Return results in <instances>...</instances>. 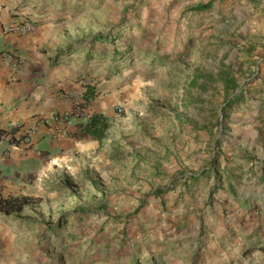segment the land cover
Here are the masks:
<instances>
[{"label": "rangeland", "instance_id": "374dc122", "mask_svg": "<svg viewBox=\"0 0 264 264\" xmlns=\"http://www.w3.org/2000/svg\"><path fill=\"white\" fill-rule=\"evenodd\" d=\"M26 5L47 29L51 58L77 48L62 62L71 83L62 96L72 98L74 118L84 124L102 114L110 124L101 144L81 140L87 148L29 186L39 200L21 217L35 221L44 238L59 226V264L65 251L76 264L89 257L126 264L132 253L144 264L158 252L165 257L159 264H218L222 250L221 264H230L225 257L239 250L231 236L224 238L236 234L234 220L242 225L244 217L264 238V147L254 142L264 103L257 80L264 0ZM104 213L121 222L100 228ZM66 233L79 241L61 240Z\"/></svg>", "mask_w": 264, "mask_h": 264}, {"label": "crops", "instance_id": "0c3cea01", "mask_svg": "<svg viewBox=\"0 0 264 264\" xmlns=\"http://www.w3.org/2000/svg\"><path fill=\"white\" fill-rule=\"evenodd\" d=\"M27 1L0 0V130L15 129L14 138L27 133L26 140L14 144L9 141L11 135L0 137L1 197L31 195L29 186L31 183L37 185L36 179H39L43 170L68 160L75 150L87 148L83 144L79 145L86 138L77 139L73 136L77 125L85 121L74 118L72 98L65 99L62 96L71 84L69 72L63 70L62 64L63 58L70 55L67 53L68 47L56 52L51 58V51H45L43 40V32L47 29L43 28L41 19H33L27 14ZM73 7L77 8L76 5ZM57 8L61 9L62 5ZM25 20L34 25L32 33L23 34L16 30V26ZM257 80L262 87L259 93H263L264 61ZM257 111L259 121L254 142L264 147V103ZM68 114L70 117L66 116ZM58 130L60 133H57ZM260 176H264V170H260ZM234 197L232 195L231 200ZM232 207L236 214L243 215L240 205L232 201ZM21 212L0 215V264H59V226H51L49 236L44 238L39 235L36 222L21 217ZM245 221L244 217L241 225L239 220H234L236 234L231 232L228 237L225 236V240L231 236L230 239L236 244L235 249L239 250L236 257L232 253L231 259L225 257V260L232 261L230 264H245L253 259L252 264H264V238L255 228L246 226ZM101 222L103 225L100 228L110 229L121 220L104 213ZM63 239L67 243V239L79 241L67 233ZM63 250H66L65 247ZM64 253V261L60 264H76L74 255L69 256L66 251ZM147 257L144 264H159L165 258L164 253L159 252L150 253ZM240 258L246 259L241 261ZM140 259L136 253L125 257L126 264H138ZM104 260L89 257L84 263L77 264H102ZM119 260L107 259L105 264H121ZM219 260L218 264L224 262L223 250Z\"/></svg>", "mask_w": 264, "mask_h": 264}, {"label": "trees", "instance_id": "16d2710c", "mask_svg": "<svg viewBox=\"0 0 264 264\" xmlns=\"http://www.w3.org/2000/svg\"><path fill=\"white\" fill-rule=\"evenodd\" d=\"M207 5L208 4L199 6L198 10L205 9ZM75 50L76 49L67 50V53L72 54L75 52ZM91 53L92 52H88L85 55V59H89L90 56L92 55ZM118 55H119V52L117 50L113 51V58L117 57ZM154 62H157L159 64H164L165 60L156 58ZM109 127H110V124L108 123L106 117H104L102 114H93L89 116L86 123L84 124L79 123L77 125V131L74 133L73 136L77 139H83V138L90 137L93 140L97 141L99 144H101L107 136ZM15 132H16L15 129H11L9 131L0 130V137L11 135L9 138V141H11V143H19L22 137L16 140L13 139V134ZM163 192L164 191H161L160 193H163ZM38 200L39 198L31 196V195H15V196H8V197L0 196V215H11L14 213H19L23 211L27 206L36 204Z\"/></svg>", "mask_w": 264, "mask_h": 264}, {"label": "built area", "instance_id": "2783aa9c", "mask_svg": "<svg viewBox=\"0 0 264 264\" xmlns=\"http://www.w3.org/2000/svg\"><path fill=\"white\" fill-rule=\"evenodd\" d=\"M34 25L30 22V21H22L20 22L17 26H16V30L19 31L20 33L23 34H28V33H32L34 31ZM67 116V115H66ZM66 116H64L63 118L65 119ZM57 133H60V131L58 130ZM13 139H18V138H14ZM22 140V139H21ZM14 144V143H12ZM2 189V185L0 184V191Z\"/></svg>", "mask_w": 264, "mask_h": 264}]
</instances>
